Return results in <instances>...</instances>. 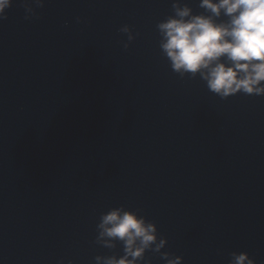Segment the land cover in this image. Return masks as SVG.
Segmentation results:
<instances>
[{"label":"water","instance_id":"95a60500","mask_svg":"<svg viewBox=\"0 0 264 264\" xmlns=\"http://www.w3.org/2000/svg\"><path fill=\"white\" fill-rule=\"evenodd\" d=\"M24 2L0 21V264L121 256L96 243L121 205L183 264H264V96L171 69L157 24L174 0H44L31 19Z\"/></svg>","mask_w":264,"mask_h":264},{"label":"clouds","instance_id":"9594fccd","mask_svg":"<svg viewBox=\"0 0 264 264\" xmlns=\"http://www.w3.org/2000/svg\"><path fill=\"white\" fill-rule=\"evenodd\" d=\"M12 5L13 0H0V21ZM43 5L44 0H25V19ZM198 6L204 11L197 14L188 3L174 0L173 14L157 24L159 46L171 69L181 78L199 77L222 99L241 92L264 96V0H199ZM120 31L127 34V49L136 36L129 25ZM97 232L96 243L112 249L119 242L124 254L96 256V264H152L149 250L165 264H183L182 256L162 251L167 238L139 210L111 208L101 214ZM230 256L229 264H256L246 251Z\"/></svg>","mask_w":264,"mask_h":264}]
</instances>
